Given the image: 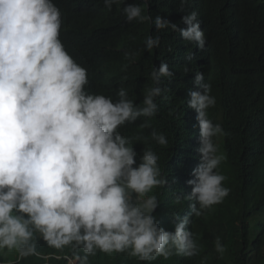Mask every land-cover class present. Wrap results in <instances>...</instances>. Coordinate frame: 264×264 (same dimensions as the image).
I'll return each mask as SVG.
<instances>
[{"label": "clouds", "instance_id": "9594fccd", "mask_svg": "<svg viewBox=\"0 0 264 264\" xmlns=\"http://www.w3.org/2000/svg\"><path fill=\"white\" fill-rule=\"evenodd\" d=\"M124 3L103 0L108 11ZM186 4L188 0H180L181 12ZM119 10L128 22L155 26L156 32L145 37L143 51L160 49L159 33L165 30L179 32L183 40L205 49L195 10L182 17L187 26L183 29L160 15L144 14L137 3ZM61 25L54 0H0V253H16L9 264H20L41 256L37 244L42 239L50 248L81 250L79 264H90L89 256L98 250L127 252L148 264L158 257L199 255L195 234L188 230L189 216L175 215L172 233L154 215L160 201L149 193L168 182L159 156L151 147L138 154L133 139L119 131L140 118L142 127L151 126L149 120L159 110L156 101L169 90L163 81L174 78L168 63L162 60L158 70L152 67V83L139 104L124 86L115 97L91 92L87 69L60 39ZM137 55L124 53L130 63ZM193 58V51L187 52L185 60L191 63ZM189 71L185 64L184 74ZM204 80L197 71L194 84L202 91L189 90L187 101L197 113L202 163L194 169L196 179L187 182L193 185L191 193L176 195L177 201L188 202L196 217L230 192L223 184L227 178L217 171L226 156L214 142L225 133L208 118L216 98ZM150 135L161 146L169 143L155 129ZM215 250L226 251L220 237Z\"/></svg>", "mask_w": 264, "mask_h": 264}, {"label": "trees", "instance_id": "16d2710c", "mask_svg": "<svg viewBox=\"0 0 264 264\" xmlns=\"http://www.w3.org/2000/svg\"><path fill=\"white\" fill-rule=\"evenodd\" d=\"M61 11L60 39L66 51L89 74L88 90L115 97L124 86L136 104L142 102L151 85L152 67L159 69L162 60L168 63L173 79H164L169 90L157 99L159 110L144 128V118L126 124L119 131L133 139L135 151L151 147L159 156V165L167 175V184L155 188L160 201L154 215L165 230L174 233L175 215L189 216L200 253L194 257H158L150 264H264V0H188L180 11V0H125L108 11L103 0H54ZM137 3L144 14L160 15L179 28L182 17L198 12L200 30L206 37L205 49L185 41L179 32L165 30L161 48L150 53L144 49L145 37L156 32L148 23L128 22L120 7ZM171 47L172 52L167 49ZM125 51H137L134 63L125 58ZM193 51L191 63L185 60ZM190 71L184 74V65ZM204 74L210 84V95L216 104L208 109V118L220 124L223 136L222 152L226 159L217 171L227 179L224 186L229 195L220 204L205 209L199 217L190 214L185 200L176 195H188L193 175L201 163L200 129L197 113L187 106L189 90H200L194 84L195 74ZM126 78V79H125ZM155 129L164 133L168 145L161 146L151 138ZM215 140V138H214ZM215 142V141H214ZM139 163V155L137 156ZM220 237L226 251L215 250ZM41 256H30L20 264H71L79 249L66 246L50 248L41 239L37 244ZM45 257H47L45 259ZM16 253H0V264L15 261ZM90 264H148L125 253L105 254L97 251L89 256Z\"/></svg>", "mask_w": 264, "mask_h": 264}, {"label": "rangeland", "instance_id": "374dc122", "mask_svg": "<svg viewBox=\"0 0 264 264\" xmlns=\"http://www.w3.org/2000/svg\"><path fill=\"white\" fill-rule=\"evenodd\" d=\"M214 141L217 144L218 148H221L223 150V136L222 135H218L217 137H215ZM72 264H76V262L72 261Z\"/></svg>", "mask_w": 264, "mask_h": 264}]
</instances>
